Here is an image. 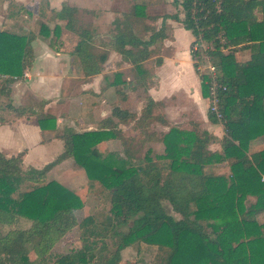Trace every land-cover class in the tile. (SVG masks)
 <instances>
[{"label": "trees", "instance_id": "1", "mask_svg": "<svg viewBox=\"0 0 264 264\" xmlns=\"http://www.w3.org/2000/svg\"><path fill=\"white\" fill-rule=\"evenodd\" d=\"M173 1L181 4L184 26L208 44L207 53L225 86L219 89L221 121L207 111L211 121L222 123V150L209 148L215 137L207 130L189 132L175 126L167 132L151 130L153 121L166 120L155 112L161 102L146 93L139 115L116 105L111 116L100 120L98 127L110 130L66 129L63 151L42 168L23 169L22 153L6 156L0 151V264H36L77 221L75 209L83 204L82 198L45 175L68 157L84 169L88 189L99 196L108 193L114 221L105 224V231L111 233L115 249L104 258L93 241L84 242L50 264H94L97 257L101 264H120L121 250L138 240L156 245L165 264H264V225L256 218L264 212V141L249 149L251 139L264 138V0ZM78 13L77 7L63 4L54 17L78 35L73 52L84 74L95 73L107 51H97ZM131 17L126 12L117 24L112 48L132 62L133 75L146 85L149 74L143 62L151 55L149 46L163 36V26L143 39L134 32ZM38 23V33L51 31L44 22ZM36 35L32 29L25 33L0 29V95L8 99L0 108L18 115L24 108L11 104L7 83L31 66ZM247 48L249 59L238 60L237 52ZM199 75L202 95L208 97L209 77ZM113 117L134 120L139 134L122 135ZM108 131L120 139L121 151L101 146ZM150 140L163 142L164 153L158 159L168 160L166 167L144 152ZM224 160L229 173L206 169ZM247 196H254V201L247 204ZM163 200L180 216L169 213ZM21 218L30 221L29 226L21 227ZM92 221L90 214L80 223Z\"/></svg>", "mask_w": 264, "mask_h": 264}, {"label": "crops", "instance_id": "2", "mask_svg": "<svg viewBox=\"0 0 264 264\" xmlns=\"http://www.w3.org/2000/svg\"><path fill=\"white\" fill-rule=\"evenodd\" d=\"M63 4L78 8V17L83 18L79 22L90 30L97 51H107L100 71L84 74L76 61L73 49L78 35L65 28L64 21L54 17V11ZM126 12L132 13L133 30L143 39H148L153 30L163 26V36L149 46L151 55L143 62L149 74L146 85L133 75L132 62L112 48L117 24ZM183 15L181 4L173 0H0V29L14 33L32 29L37 33L32 40L31 66L24 69L22 76L7 83L11 104L22 106L24 113L18 115L10 109L0 108V151L6 156L22 153L23 169L42 168L63 151L62 134L66 129L82 132L102 128L98 127L100 120L111 116L116 105L139 115L146 93L163 104L161 112L166 120V123L153 121L151 130L167 132L172 126L184 130L192 119L190 128L198 124L201 130L212 134L215 138L210 141L209 148L216 149L210 144L217 146L223 128L207 116V99L202 95L201 78L191 53L194 35L181 21ZM38 22H44L51 31L38 33ZM236 55L238 60L246 61L250 49L239 50ZM152 59L155 62L146 63ZM189 67L197 76V84L186 77ZM176 91L187 92L194 98L189 103L193 111L197 110L198 117H186L189 110L185 101L172 102L165 107L164 99ZM3 99L0 95V102ZM113 119L118 120L122 135L139 134L134 120ZM102 129L110 130L109 127ZM108 132L100 142L101 146L106 150L121 151L120 139ZM163 148L162 141L150 140L145 144L144 152L152 155L156 149L160 154ZM215 165L217 163L212 167ZM78 166L73 157L65 158L46 172V179L56 180L78 192L83 184L74 177ZM61 172L64 175L58 177ZM91 193L96 196L94 191ZM82 200L87 202L86 197Z\"/></svg>", "mask_w": 264, "mask_h": 264}, {"label": "rangeland", "instance_id": "3", "mask_svg": "<svg viewBox=\"0 0 264 264\" xmlns=\"http://www.w3.org/2000/svg\"><path fill=\"white\" fill-rule=\"evenodd\" d=\"M82 20L83 18L81 16L78 17V21H82ZM38 28L39 27L37 26L36 29ZM193 41L191 44L194 43ZM204 44L207 47L208 44L205 41H204ZM153 62H155V59L148 60L146 63L152 64ZM186 71H187V76H186L187 79L197 84L198 79H197V76L193 74L192 69L189 67ZM197 71L199 74H201L199 70ZM179 90H182V89H179ZM181 94H183L185 97L182 96ZM179 95H181V98H178ZM193 99L194 98L191 97L189 93L187 94V92L184 93L183 91H176L169 98H165L164 102H165V107H166L172 102L176 103V101H179V102L185 101V105L187 106L189 110V113L186 114L187 115L186 117L187 118L198 117L199 115L198 116L196 115L198 113L197 110L193 111V108L190 107L191 105L189 101H192ZM205 99H207V111H208L209 110V98L206 97ZM162 106L163 104L157 106L159 108L156 109V111L162 113L161 110H164ZM181 108L183 109V107ZM221 118L222 117L218 118L219 121H221ZM191 120L192 119L188 121V123L186 124L187 127H185L187 129H184V130L189 131V132H193L195 129L201 131V128L200 126H198V124L194 125L193 123L194 127L190 128L192 125V123L190 122ZM219 124L223 128L222 123L219 122ZM158 128H160V126ZM160 132L162 131L160 130ZM223 134H224V131L221 136H223ZM261 140L263 142L264 140L263 137L251 139L249 141V149L252 150L255 146H260L262 144ZM258 142H260L261 144H256ZM210 147L216 148V150H220V151L222 150L220 141L218 142L216 147L214 144L213 145L210 144ZM163 153L164 151L160 154H163ZM160 154L155 149L154 153L152 155L151 153L147 154V157L158 159ZM158 161L162 163L164 167H166V165L168 164V160L162 161L158 159ZM78 167L79 168L76 170L74 177L75 179L79 178V180H81L83 184H81L82 185L81 190H79L78 192L72 189L71 190L77 193L81 198L83 197V199L86 197L87 202L85 203L84 201H82L83 204L75 209V214L77 217V221L75 222V224L67 232L62 234V236L58 238V240H56V242L52 245V247L43 257L37 258L36 264H50L59 255L64 254L65 252H68V251L75 250L81 247L84 242H89V241H93L95 243V247L97 250L96 252L98 251L102 252V256H104V258L109 257L112 251L115 249V245L113 243V237L111 236V233H106L105 231L106 229L105 224L108 222L110 223L111 221L112 222L114 221V216L111 211L112 203L109 200L108 193L105 195L103 193L102 195L99 196V193L95 192L96 196H94L95 194L91 193L92 190L88 189L87 187L88 179H87V175L84 169L81 166H78ZM206 169L212 170L213 172H216V173H220V172L229 173V163H228V160H224V161L217 163V165L213 167L212 166L207 167ZM65 172L66 171H64V173ZM64 173L63 172L58 173L57 176L62 177ZM17 193L18 192H15L14 195H17ZM254 199H255L254 196H247L246 203L247 204L252 203ZM163 204L169 213L174 214L176 217L180 216L179 213L175 212L172 209L171 204L167 200H163ZM90 214L93 216V221L85 225L81 224L80 222L83 220V218ZM256 218L259 221V223H262L264 225V212H259L256 215ZM18 223L21 227H27L29 226L30 221L21 218L19 219ZM126 227L127 225L123 226L124 229H126ZM102 245H104V247L101 248ZM162 253L163 252L160 251L156 247V245L149 244L142 240H138V241L131 243L130 245H128L127 247L121 250L122 260L120 264H131V263H134V264H165L164 259H163L164 257H162ZM30 254L32 257H35V253L33 250L30 252ZM101 263H102V259L97 257L95 259L94 264H101Z\"/></svg>", "mask_w": 264, "mask_h": 264}, {"label": "built area", "instance_id": "4", "mask_svg": "<svg viewBox=\"0 0 264 264\" xmlns=\"http://www.w3.org/2000/svg\"><path fill=\"white\" fill-rule=\"evenodd\" d=\"M196 1H194V6L192 11L195 12ZM194 43L191 44V51L194 54V61L196 64V69L201 72V74H207L208 79V89H209V110L215 114L217 118L222 117V114L219 110V89H224L225 86L220 82L218 78V70L216 65L211 62L210 56L207 53L206 45L201 39V36H197L193 39Z\"/></svg>", "mask_w": 264, "mask_h": 264}]
</instances>
